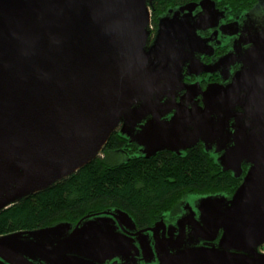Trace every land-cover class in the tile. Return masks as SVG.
<instances>
[{
    "label": "rangeland",
    "instance_id": "obj_1",
    "mask_svg": "<svg viewBox=\"0 0 264 264\" xmlns=\"http://www.w3.org/2000/svg\"><path fill=\"white\" fill-rule=\"evenodd\" d=\"M170 10L159 22L154 47L142 56L148 61L150 53L155 54L162 70L170 72V86L174 77L182 74L184 66L197 63V56L206 48L203 32L222 25L221 36L226 41H234V47L219 64H225L222 67H227L230 74L231 68L241 63L242 68L235 76H247L253 79L255 88H264V0H258L244 20L228 24L224 13L211 0ZM148 12L150 17L149 7ZM146 31L147 40L148 26ZM164 93L163 99L158 93L157 106H152L154 118L161 122L169 110L165 105L167 99L177 105L175 93ZM138 106L139 102L132 104L124 114L115 112L113 131L118 130L136 143L140 152L109 150L105 153L108 163H124L132 156L153 155L162 149L183 154L188 146L202 143L220 166L242 178L235 191L186 195L173 208L177 218L169 222L161 219L146 228L138 227L128 211L113 207L85 215L77 223L61 221L33 231L8 234L11 235L9 246L33 264H264L261 252L264 189L240 200L246 177L260 169V163L244 146V136L238 138L240 126L237 127L236 118L226 120L214 112L211 118L220 127L216 134L203 140L191 127L165 125L166 121L160 126L153 125L155 121L149 119L152 115L142 114L141 119L132 123L136 117L131 112L140 109ZM231 118L235 120L233 124L229 122ZM0 131H3L0 133V171H11L0 180V197L24 181V173L14 172L17 165L26 174L19 199L49 186L73 168L79 158L74 163L67 161L75 151L69 146L85 142L86 128L78 111L72 109L61 119L58 116L24 124L13 122ZM128 230H135L132 236L124 233H129Z\"/></svg>",
    "mask_w": 264,
    "mask_h": 264
},
{
    "label": "water",
    "instance_id": "obj_2",
    "mask_svg": "<svg viewBox=\"0 0 264 264\" xmlns=\"http://www.w3.org/2000/svg\"><path fill=\"white\" fill-rule=\"evenodd\" d=\"M149 1L0 0V129L13 122L61 119L72 109L78 111L86 128L85 142L69 146L75 151L67 161L74 163L79 158L77 163L58 180L98 156L114 132L115 112L124 114L139 102L140 109L131 112L136 117L132 123L146 114L153 116V125L160 126L164 122L154 118L152 108L157 106L158 93L163 99L165 91L177 93L182 88L181 75L170 86V72L162 70L155 54L150 53L148 61L142 58L147 51ZM260 90L253 79L235 76L224 90L216 84L208 86L202 93L203 107L188 112L179 109L164 123L191 127L205 140L220 127L211 118L214 112L226 120L236 118L238 138L244 136V146L260 163V169L246 177L240 200L264 189V93ZM165 105L175 104L167 99ZM182 105L186 106L178 104ZM241 114L251 117L249 125L241 124ZM14 166L15 173H24V181L0 197V211L58 181L18 199L26 174L24 168ZM10 174L0 171V180ZM10 237L0 236V258L6 264H33L9 246Z\"/></svg>",
    "mask_w": 264,
    "mask_h": 264
},
{
    "label": "trees",
    "instance_id": "obj_3",
    "mask_svg": "<svg viewBox=\"0 0 264 264\" xmlns=\"http://www.w3.org/2000/svg\"><path fill=\"white\" fill-rule=\"evenodd\" d=\"M126 145L114 132L101 153ZM155 154L114 165L105 156L96 157L46 189L1 210L0 235L75 222L113 207L128 211L138 226L146 227L186 195L231 194L240 184L239 178L223 170L201 146L189 147L184 154Z\"/></svg>",
    "mask_w": 264,
    "mask_h": 264
},
{
    "label": "flooded vegetation",
    "instance_id": "obj_4",
    "mask_svg": "<svg viewBox=\"0 0 264 264\" xmlns=\"http://www.w3.org/2000/svg\"><path fill=\"white\" fill-rule=\"evenodd\" d=\"M201 1L202 0H151L149 1L148 7L150 8V17H149L148 23H150L151 26L149 27L148 25L149 34H148V37L145 43V49L149 50L152 47L155 41L156 35H157L159 22L161 18L167 16V14L171 11L170 8H180L184 4L192 3V2H201ZM211 1L214 2L215 6L224 13V20L227 22V24L234 20H239V21L244 20V18H246L247 14L249 13L250 9L254 7L256 3L258 2V0H254V1H250V0H246V1L245 0H211ZM222 30H223V26L218 25L217 28L213 29L211 32L210 31L203 32V36L206 41V48L200 53L199 56H197V59H198L197 63H194L190 66L183 67L182 74H181L182 88L178 90L177 93H175L177 105L182 103L186 106L176 105V106L169 107L168 112L163 114L161 118L163 122L171 121L172 118L177 114L178 109H183L186 112H188L189 110H192L194 107H197V106L203 107L204 101H203L202 93H205L207 87L216 84L219 89L224 90V88H227L233 82L235 74L242 68L241 63H239L236 66H233L231 68L230 74H229L228 68L226 67L224 69V67H222V65H225V64H219V61L223 57H225L229 53V51H232V48L234 47V41L232 40L226 41L225 39L226 37L221 36ZM246 93H250V92L247 91ZM260 93H264L263 88L260 90ZM149 119L152 120L153 116H149ZM241 120L243 121L244 124L247 123L249 125L250 124L249 122H251V117L247 119V117L241 114L239 121L241 122V124H243ZM229 122L233 124L235 120L231 118ZM117 131H114V132H117ZM118 133L121 137H123L126 140L127 145L125 147L113 148L110 150L126 152L129 154H136L140 152L139 146H137L136 143L131 142L128 138L125 137V135L121 134V132H118ZM197 146H201L204 148V145L202 143L197 144ZM188 149H186L184 153H186ZM159 152H171V153L178 154L174 151L167 150V149L158 151L156 152V154H158ZM139 157L147 158V155L138 154V155L132 156L128 161L134 158H139ZM228 171L231 174H233L231 170H228ZM239 179L241 182L242 178L239 177ZM173 208L164 217H161L158 220L162 219L165 222H169L171 221L172 218H177V217H174L175 211L173 210ZM146 227H140V228H146ZM134 231L135 230H128L129 233L125 231L124 233L127 236H132L131 233ZM261 252L264 253V248L261 249ZM0 264H6V263L4 260L0 258ZM142 264H146V263H142Z\"/></svg>",
    "mask_w": 264,
    "mask_h": 264
}]
</instances>
